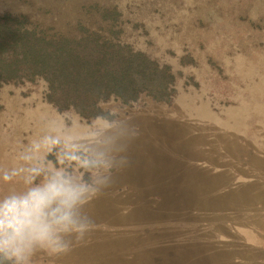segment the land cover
<instances>
[{"label":"rangeland","instance_id":"1","mask_svg":"<svg viewBox=\"0 0 264 264\" xmlns=\"http://www.w3.org/2000/svg\"><path fill=\"white\" fill-rule=\"evenodd\" d=\"M96 7L116 9L123 41L170 66L172 94L111 99L87 119L50 103L42 79L0 86V176L49 134L63 143L38 157L74 174L97 150L128 161L87 206L85 240L30 264H264V0H0V17L105 28L86 14ZM23 187L0 178V197Z\"/></svg>","mask_w":264,"mask_h":264},{"label":"trees","instance_id":"2","mask_svg":"<svg viewBox=\"0 0 264 264\" xmlns=\"http://www.w3.org/2000/svg\"><path fill=\"white\" fill-rule=\"evenodd\" d=\"M94 10L89 20L97 17L105 28L80 19L72 30L52 33L29 23L27 14L0 17V86L42 79L50 103L87 119L103 116L101 105L111 99L167 101L175 80L170 66L123 41L116 9Z\"/></svg>","mask_w":264,"mask_h":264},{"label":"clouds","instance_id":"3","mask_svg":"<svg viewBox=\"0 0 264 264\" xmlns=\"http://www.w3.org/2000/svg\"><path fill=\"white\" fill-rule=\"evenodd\" d=\"M62 143L51 134L32 140L20 153L21 166L2 172L5 181L19 176L24 187L0 197V264H30L38 249L67 253L85 240L95 227L87 206L112 185L114 170L128 162L123 155L97 150L82 165L85 177L38 157L42 149L51 151ZM68 155L60 148L57 162Z\"/></svg>","mask_w":264,"mask_h":264},{"label":"bare ground","instance_id":"4","mask_svg":"<svg viewBox=\"0 0 264 264\" xmlns=\"http://www.w3.org/2000/svg\"><path fill=\"white\" fill-rule=\"evenodd\" d=\"M129 212H130V211H129ZM122 215H123V214H122ZM126 217H127V216H126ZM244 219H245V218H244ZM245 221H246V220H245ZM247 222H249V221H247ZM251 223H252V222H251ZM227 224H228V223H227ZM247 224H249V223H247ZM226 226H227V225H226ZM248 226H249V225H248ZM223 231H224V230H223ZM224 233H225V232H224ZM83 255H84V254H83ZM55 258H56V257H55ZM57 258H58V257H57ZM57 258H56V259H57ZM82 258H83V257H82ZM73 259H74V258H73ZM73 259H72V260H73ZM59 262H61V261H59ZM56 263H57V260H56ZM83 264H86V263H83Z\"/></svg>","mask_w":264,"mask_h":264}]
</instances>
